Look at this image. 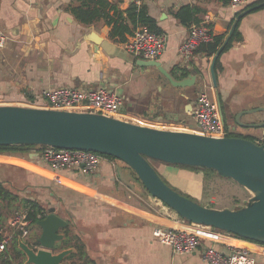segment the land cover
Instances as JSON below:
<instances>
[{"label":"crops","instance_id":"crops-1","mask_svg":"<svg viewBox=\"0 0 264 264\" xmlns=\"http://www.w3.org/2000/svg\"><path fill=\"white\" fill-rule=\"evenodd\" d=\"M108 1L125 15L134 0ZM256 1L264 0H245L244 5ZM72 2L75 0H0V29L9 37L0 49V92L17 101L25 99L27 106H33L44 89L102 86L122 96L123 113L131 108L141 118L158 124L188 120L191 125L171 129L190 131L198 91L207 88L215 100L216 91L208 71L211 57L194 53L187 61L180 56L178 47L189 28L182 26L173 13L182 5L196 4L203 9L201 20L208 17L214 35H225L236 9L219 0H141L162 33L167 34L166 47L156 60L175 78L183 69L186 74L191 70L197 73L194 85L174 87L156 67L137 64L142 58L127 53L125 57L108 55L98 45L101 39L123 49L125 41L110 36L111 26L103 21L90 25L77 21L67 7ZM236 28L240 39L220 55L215 70L221 108L233 117L238 114L240 123L233 121L232 130L262 142L264 127L241 124L264 120V110L257 111L264 108V5L244 15ZM37 150L23 156L0 153V182L9 190L29 188L30 199L38 203L43 198L49 206H55L51 199L59 200L64 212L60 217L67 220L72 237L77 235L82 240L95 264H202L201 252L211 242L203 240L190 254H174L154 232L156 228L191 230L189 223L167 206L159 202L153 205L146 195L135 203L121 197L120 184L130 182L134 186L137 181L127 165L103 158L91 175H83L75 167L54 174L38 155L30 156ZM154 168L170 186L198 200L203 172L163 162ZM246 194L243 204L236 207L246 203L251 193L246 189ZM7 216L2 223L11 217ZM33 232L36 238L40 229L35 227ZM235 241L250 245L255 264H264V248L242 239ZM236 242L234 245L245 246ZM214 246L220 248V244Z\"/></svg>","mask_w":264,"mask_h":264},{"label":"water","instance_id":"water-1","mask_svg":"<svg viewBox=\"0 0 264 264\" xmlns=\"http://www.w3.org/2000/svg\"><path fill=\"white\" fill-rule=\"evenodd\" d=\"M263 5L264 1L236 9L230 28L211 56L208 71L223 123L216 60L239 20ZM98 45L110 56L125 57L124 53H127L134 57L125 48H119L107 39H101ZM140 61L137 62L140 66L156 67L174 87H189L196 82L197 73L192 70L185 76H181L179 71L175 78L156 59ZM263 110L258 108L257 111ZM241 125L261 128L264 127V120ZM10 144L81 149L111 156L136 174L149 195L164 203L187 223L211 226L264 244V140L259 142L240 136L216 137L189 130L158 128L86 111L0 105V145ZM149 159L214 170L217 175L230 178L247 189L251 196L244 205L234 209L203 205L165 182ZM36 225L40 234L35 238V245L17 238V247L24 255L23 264H69L66 258L74 252V248L57 249L56 246L63 238L59 228L66 227L67 221L49 209L44 217L37 219Z\"/></svg>","mask_w":264,"mask_h":264},{"label":"built area","instance_id":"built-area-1","mask_svg":"<svg viewBox=\"0 0 264 264\" xmlns=\"http://www.w3.org/2000/svg\"><path fill=\"white\" fill-rule=\"evenodd\" d=\"M133 3L140 5L141 0H134ZM244 3L245 0H230L229 2L234 9L243 7ZM213 37L212 26L208 17L205 16L199 23L189 27L186 39L178 47L180 56L183 60H190L196 49L201 44L210 42ZM8 39V35L0 29V49L5 47ZM166 42V33H156L141 26L127 38L124 48L133 56L153 60L164 51ZM123 103V98L117 91L106 87L61 86L40 91L36 96V101L32 104L36 107L86 111L123 118ZM191 115L194 125L190 127V131L216 137L227 136L228 131L221 119L216 101L207 88L198 91ZM37 154L54 174L60 169L75 167L81 171V174L91 175L104 158L93 151L51 146L43 147ZM30 212V206L20 207L13 212L6 223H0V254L14 237H20L24 242L35 245L31 233L37 225L29 217ZM36 218H41L40 214H37ZM189 225L191 230L156 228L154 232L157 239L168 245L174 254H190L201 246L203 240L211 242L201 252L202 264H255L249 247L234 245L230 242L233 239H242L264 248V244L240 238L211 226L191 223ZM214 244H220V248L215 247Z\"/></svg>","mask_w":264,"mask_h":264},{"label":"trees","instance_id":"trees-1","mask_svg":"<svg viewBox=\"0 0 264 264\" xmlns=\"http://www.w3.org/2000/svg\"><path fill=\"white\" fill-rule=\"evenodd\" d=\"M223 4H227L230 0H219ZM260 1V0H259ZM256 2L245 4L242 8L249 7L254 5ZM69 11L73 14L75 19L82 24L90 25L97 23L98 21H103L105 24L111 26L110 36L119 37L121 41H126L127 35L131 36L133 31L139 25L146 26L149 30L156 33H162V29L159 28L156 24V20L148 14L147 8L145 5H136L132 3L126 10L125 15L123 12L118 11L117 7L111 4L108 0H75V2L70 3L68 6ZM240 8V9H242ZM112 11V13H110ZM203 13V9L196 4H185L178 8L174 13L176 20L184 27L189 28L193 24H197L201 21L200 15ZM224 35H214L213 39L210 42L201 44L195 51V53H201L206 58L211 57L221 44ZM240 39V34L237 28L234 30V33L228 43L225 45L221 54L226 51L234 40ZM220 54V55H221ZM218 56L215 63V70L219 68V57ZM181 76H185L187 70H181ZM172 73H175L172 71ZM176 75V74H174ZM227 136H240L245 137L251 140L254 138L250 136H244L240 134H227ZM45 146L38 145H29V144H10V145H0L1 154H10L15 156H23L27 154L31 149L38 148L39 151ZM102 155L104 158L115 159L108 155ZM150 163L157 160L149 159ZM161 162V161H159ZM164 163V162H163ZM182 169L189 171H201L204 173V176L216 173L214 170H204L197 167L187 166V165H175ZM135 179L138 180L136 174L133 172ZM166 182V181H165ZM178 190V189H177ZM183 195L192 198L186 193L180 192ZM11 198L14 201H18L17 207L30 206L31 212L29 217L34 220L36 223V215L40 214V217H44L47 214V211L36 201L30 198L19 199L17 195L13 194L12 191L3 186L0 182V201L8 200ZM193 199V198H192ZM6 205L3 206L5 209ZM4 211L0 209V223H2V218ZM66 239L63 241L64 247H73L74 252L71 253L66 259L69 261V264H95L91 260L85 251V246L82 240L77 236L73 235L70 237V229L67 228L64 230ZM236 236V235H235ZM241 238V237H240ZM35 243V238H34ZM23 253L17 247V238L14 237L10 242L9 246L0 254V264H23Z\"/></svg>","mask_w":264,"mask_h":264},{"label":"rangeland","instance_id":"rangeland-1","mask_svg":"<svg viewBox=\"0 0 264 264\" xmlns=\"http://www.w3.org/2000/svg\"><path fill=\"white\" fill-rule=\"evenodd\" d=\"M9 104L27 106L25 99L22 101H17V100L12 99L11 97H9V94L6 95V94H3L2 92H0V105H9ZM223 116H224L225 126L228 129V133L232 134V135L237 134V132L232 130L233 128H232L231 124L233 121H235L236 123H240V120L236 119L235 116L234 117L232 116V113L226 112L225 110H223ZM122 117H123L122 119L131 120V121H134L136 123L145 124V125H149L152 127H158V128L170 127L168 129H171V128H179L183 124H185V125H191L192 124L191 121L178 120V119L170 120L169 123H167V124H165V123L158 124L153 119L149 120L146 118H141V116L136 115L134 113V110H132L131 108H126L125 113ZM243 134H245L244 131H243ZM244 136H246V135H244ZM34 150L36 151L37 148H35ZM37 151H39V150H37ZM116 162L119 165L122 164V165L126 166L122 161H120L118 159H116ZM152 163H153L154 167H156L159 164V162H157V161H154ZM15 186L17 187V185H15ZM134 186H132V184L130 182H128L126 184H124L122 182L120 184V187H119L121 192H122L121 197L124 199H128L129 202L135 203V202L143 201L142 200V199H144L143 195H146L147 198H152V200H153L152 202H154L153 205L155 204V202H159L161 205L166 206L164 203H162L159 200H156V198L152 197L151 195H149V194L147 195L145 192L146 190L141 189L142 186L138 180L134 183ZM200 186H201V188H200V194H198V200L201 204L209 206V207H215L216 208V207L228 206V207H232V209H234V208H236V206H238V204L239 205L243 204V202L245 201L244 197L248 196L246 194V189H244V187L240 186L237 182L233 181L232 179L223 178V177L217 175L216 173H212L210 175L204 176V180L202 181V184ZM179 189H181V188H179ZM179 189L178 190L176 189V190L181 192ZM10 191H12L13 194L17 195V197L19 199L32 198V196H30V195H32V193L29 192V188H23V190H21V192H19L20 190H17L14 188L12 190L10 189ZM43 200L44 199L41 198L39 204L46 211L51 209L52 212H54L55 214H57L59 216L64 215L63 206L61 205L59 200L51 199L53 203L56 202L55 206H49L47 204V202L43 201ZM16 202H18V201H14L12 198L10 201H8V200L0 201V209H2L4 211L3 217L6 214H8L7 217L11 216V214L16 209L19 208V207H17ZM48 203H50V202H48ZM5 205H6L5 209H3V206H5ZM2 220H3V218H2ZM69 220L71 221V218H69ZM88 231L92 232V229H88ZM32 235L34 237L36 235V232H32L31 236ZM69 235H70V237H72L71 232L69 233Z\"/></svg>","mask_w":264,"mask_h":264},{"label":"flooded vegetation","instance_id":"flooded-vegetation-1","mask_svg":"<svg viewBox=\"0 0 264 264\" xmlns=\"http://www.w3.org/2000/svg\"><path fill=\"white\" fill-rule=\"evenodd\" d=\"M65 219V218H64ZM67 221V220H66ZM36 228H39L38 226H36ZM68 228V222H67V225L66 227H63V228H59V231L60 233H62L63 235V238L57 242V249H60V248H68V247H64V244H63V241L66 239V236H65V233H64V230Z\"/></svg>","mask_w":264,"mask_h":264},{"label":"bare ground","instance_id":"bare-ground-1","mask_svg":"<svg viewBox=\"0 0 264 264\" xmlns=\"http://www.w3.org/2000/svg\"><path fill=\"white\" fill-rule=\"evenodd\" d=\"M233 241L236 242L234 239H233V240H230L231 243H233ZM236 243H238V244H243V245H245V246H250V245H248V244H244V243H240V242H236ZM233 244H234V243H233Z\"/></svg>","mask_w":264,"mask_h":264}]
</instances>
